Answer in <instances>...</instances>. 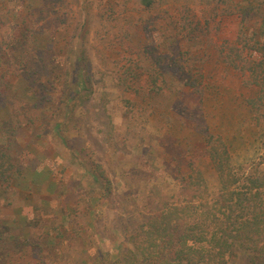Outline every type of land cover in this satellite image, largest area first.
<instances>
[{"label":"rangeland","instance_id":"obj_1","mask_svg":"<svg viewBox=\"0 0 264 264\" xmlns=\"http://www.w3.org/2000/svg\"><path fill=\"white\" fill-rule=\"evenodd\" d=\"M260 1L155 0L146 10L139 0H0V15L17 21L13 33L23 31L17 25L21 20L34 28L30 52L36 46L42 53L53 48L47 56H66L61 67L67 80V90L55 84L50 93L40 89V75L30 74L35 83L28 95L14 76L6 73L0 81V91L7 94L0 95V154L18 160L26 175L40 167L48 171L42 184L22 182L15 174L0 183V229L13 224L2 233L0 252L8 258L0 255V264H114L132 250L124 234L128 220L140 221L183 200L182 185L193 170L200 172L207 193L217 194L219 176L203 134L189 120L192 113L225 141L236 176L252 171L264 154V107L246 108L254 92L227 61L253 43L255 19L264 10L257 9ZM5 21H0L1 45L10 36ZM60 21L66 23L63 29ZM76 60L85 85L74 95ZM155 62L173 82L183 63L193 64L184 72L200 78L201 91L155 93L149 82ZM7 69L1 65L0 76ZM160 79L157 84L163 86ZM42 96L48 103L40 111L33 107ZM31 114L45 115L35 131L23 123ZM62 213L67 214L63 235L53 233L51 242L35 230L29 239L30 227L14 228L17 223L25 227L23 217L44 215L42 221L50 223ZM228 262L249 264L239 248Z\"/></svg>","mask_w":264,"mask_h":264},{"label":"trees","instance_id":"obj_2","mask_svg":"<svg viewBox=\"0 0 264 264\" xmlns=\"http://www.w3.org/2000/svg\"><path fill=\"white\" fill-rule=\"evenodd\" d=\"M260 2L262 3L257 6V9L262 10L264 1ZM139 3L144 9L149 10L154 7L155 0H139ZM15 17L17 18V16ZM3 18L6 19L5 24L11 28L8 29L10 36L2 41V45L0 43V66L8 67V71L6 70L5 74L0 76V81L2 76L7 74L11 78L14 76L18 86H21L22 94L28 95V92L31 91L30 83H35L30 74H34L40 75L39 77L43 79V82L39 83V87L43 91L53 93L56 90L55 84H60L62 89L67 90V80L64 77L66 73L62 68L66 56H47V54H52L53 48L48 49L47 53H42V48L39 49L32 45V52H30L27 42H30L34 37V28L21 20L18 22L22 25H17L23 31L13 33V27L16 26L17 21L12 19L9 21V17L0 15V21ZM255 20L259 22V25L254 31L253 43L242 46L239 54H235L236 60L227 61V65L241 74L244 85L254 92V96L247 98L244 102L246 108L251 112L264 107V10L263 15ZM59 26L63 29L64 26L66 27V23L60 21ZM49 37L52 40L51 32ZM13 52L19 55L11 58ZM44 56L47 58L46 62ZM52 61L55 62V65ZM79 63L80 60H76L74 68L75 80L78 82L76 86L69 87L74 91V95L81 92L85 85ZM153 66L156 68V72L153 74L155 77L149 82L155 93L166 89L176 94L185 87L192 88L194 92L201 91L200 78L189 77L184 72L187 67L189 68L186 70L191 71L194 67L193 64L184 66L183 63L182 73L180 74L178 70V74L171 77L174 82L165 80L164 74L167 72L162 69L160 62H155ZM160 75H162V80L160 79L159 83L163 84L165 88L157 84ZM121 83L125 85V81ZM132 87L127 86L128 89L133 90ZM0 95L3 99L7 97L6 92L0 91ZM34 98L35 95H32L33 100ZM27 101L30 102L29 99ZM47 103V97L42 96V100H37L33 108L43 111ZM27 105L25 103L23 106L25 112L30 111ZM41 115L40 117L38 114L34 117L32 114L28 115L24 117L23 123H29L31 130L35 131L34 127L38 119L45 117L44 114ZM189 120L196 124L200 133L203 134L206 155L219 176L220 189L218 193H207L200 172L193 170V173L188 176L187 181L184 180L182 185L183 200L164 205L162 210L154 214L143 215L140 221L128 220L124 234L127 233L129 236L132 250L125 251L124 256L118 258L114 264H231L228 259L237 248L245 252L249 264H264V154L261 161L252 168L249 174L238 177L233 172L231 156L225 141L210 132L198 112L192 113ZM12 161H10L7 152L4 151L0 154L1 184L9 183L14 174L15 178L19 177L23 180L22 182L28 180L29 184L36 181L42 184V180L48 176V171H43L41 167L37 170L30 169L34 171L31 175H26L21 170L18 160ZM39 163L43 162L39 160ZM23 218L22 221L20 220V224L25 227H21L17 223L15 229L25 230L30 227V232L25 231V235H29V239L32 231L34 233L35 230L37 233L47 234V240L51 242L54 240L53 233L55 237L63 235L64 229L61 223L67 218V214L62 213L61 218L53 219V222L49 221L50 223L42 221L45 218L44 215H41L40 218L33 217L31 220ZM60 225L61 228H59ZM12 226V223H9V226H2L0 241L3 238L2 233L8 232ZM3 228L6 230L3 231ZM22 234L23 232L16 238L12 237L9 241L12 242L14 238H22L20 237ZM25 238L27 239V237ZM0 255L8 258V254L3 251L0 252ZM33 256L43 262L40 252H34Z\"/></svg>","mask_w":264,"mask_h":264}]
</instances>
